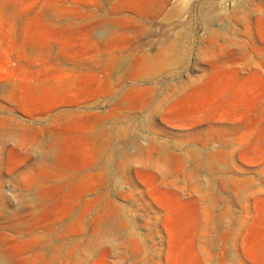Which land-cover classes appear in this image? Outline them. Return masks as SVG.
Segmentation results:
<instances>
[{
	"label": "rangeland",
	"instance_id": "1",
	"mask_svg": "<svg viewBox=\"0 0 264 264\" xmlns=\"http://www.w3.org/2000/svg\"><path fill=\"white\" fill-rule=\"evenodd\" d=\"M0 264H264V0H0Z\"/></svg>",
	"mask_w": 264,
	"mask_h": 264
}]
</instances>
